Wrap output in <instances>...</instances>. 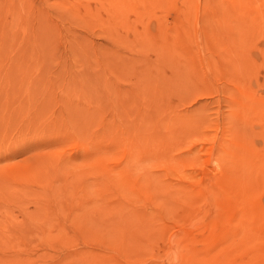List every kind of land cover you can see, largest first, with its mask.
Segmentation results:
<instances>
[{
  "label": "rangeland",
  "instance_id": "rangeland-1",
  "mask_svg": "<svg viewBox=\"0 0 264 264\" xmlns=\"http://www.w3.org/2000/svg\"><path fill=\"white\" fill-rule=\"evenodd\" d=\"M263 206L264 0H0V264H264Z\"/></svg>",
  "mask_w": 264,
  "mask_h": 264
},
{
  "label": "bare ground",
  "instance_id": "bare-ground-1",
  "mask_svg": "<svg viewBox=\"0 0 264 264\" xmlns=\"http://www.w3.org/2000/svg\"><path fill=\"white\" fill-rule=\"evenodd\" d=\"M233 168H234V167H233ZM238 174H239V173H238ZM240 174H241V173H240ZM242 177H243V176H242ZM240 178H241V176H240ZM244 178H245V176H244ZM234 179H235V178H234ZM250 179H251V178H250ZM242 180H243V178H242ZM244 180L246 181V179H244ZM238 181H239V180H238ZM247 181H248V180H247ZM232 182H233V181H232ZM236 182H237V180H236ZM240 182H241V180H240ZM245 183H246V182H245ZM247 183H248V182H247ZM247 183H246V184H247ZM239 184H241V183H239ZM246 184H245V185H246ZM232 185H233V184H232ZM242 185H244V184H242ZM252 185H253V184H252ZM236 186H237V185H236ZM240 186H241V185H240ZM234 187H235V186H234ZM241 187H242V186H241ZM249 188H250V187H249ZM249 188H248V189H249ZM251 188H252V187H251ZM252 189L254 190V188H252ZM250 190H251V189H250ZM236 191H237V190H236ZM245 191H246V190H245ZM245 191H244V192H245ZM240 192H241V191H240ZM241 193H242V192H241ZM247 193H248V192H247ZM249 193H250V191H249ZM253 195H254V194H253ZM246 197H247V196H246ZM251 197H252V196H251ZM243 198H244V196H243ZM247 198H248V197H247ZM247 198H245V199H247ZM251 199H253V198H251ZM248 200H250V199L248 198ZM253 201H254V199H253ZM253 201H252V202H253ZM256 201H257V200H256ZM247 202H248V203H247ZM245 203H247V206H248L249 209L246 208V210H247V213H249L250 210H252V206H251V204H253V203H251V202H249V201H247V200H245ZM262 204H263V203H262ZM256 205H257V204H256ZM247 206H246V207H247ZM253 207H254V206H253ZM260 207H261V205H260ZM263 207H264V206H263ZM254 208H255V207H254ZM247 213H246V215H248ZM250 214H251V212H250ZM244 216H245V215H244ZM255 216H256V217L259 216V217L263 218V217H264V209L259 208V211L255 210ZM250 218H251V217H250ZM261 218H260V219H261ZM241 219L243 220V218H241ZM244 220H245V218H244ZM244 220H243V221H244ZM247 220H248V219H247ZM247 220H246V221H247ZM261 220H262V219H261ZM255 221H256V219H255ZM248 222H249V221H248ZM243 223H245V222H243ZM240 224H241V223H240ZM257 224H258V223H257ZM261 224H262V223H261Z\"/></svg>",
  "mask_w": 264,
  "mask_h": 264
}]
</instances>
